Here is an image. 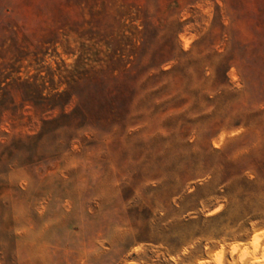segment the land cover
Segmentation results:
<instances>
[{"label":"rangeland","instance_id":"374dc122","mask_svg":"<svg viewBox=\"0 0 264 264\" xmlns=\"http://www.w3.org/2000/svg\"><path fill=\"white\" fill-rule=\"evenodd\" d=\"M0 264H264V0H0Z\"/></svg>","mask_w":264,"mask_h":264},{"label":"trees","instance_id":"16d2710c","mask_svg":"<svg viewBox=\"0 0 264 264\" xmlns=\"http://www.w3.org/2000/svg\"><path fill=\"white\" fill-rule=\"evenodd\" d=\"M161 72H164V71L161 70Z\"/></svg>","mask_w":264,"mask_h":264}]
</instances>
